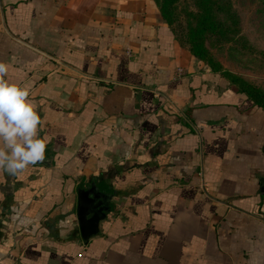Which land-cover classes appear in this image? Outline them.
<instances>
[{"label": "crops", "instance_id": "1", "mask_svg": "<svg viewBox=\"0 0 264 264\" xmlns=\"http://www.w3.org/2000/svg\"><path fill=\"white\" fill-rule=\"evenodd\" d=\"M0 62L47 144L0 172V264H264V109L154 0H0Z\"/></svg>", "mask_w": 264, "mask_h": 264}, {"label": "trees", "instance_id": "2", "mask_svg": "<svg viewBox=\"0 0 264 264\" xmlns=\"http://www.w3.org/2000/svg\"><path fill=\"white\" fill-rule=\"evenodd\" d=\"M178 1L154 0L176 40L212 72L220 74L230 85L264 109V89L225 70L211 52V45L232 43L241 33L240 19L232 0H194L195 10L185 12L187 26L183 34H179L177 27L180 18Z\"/></svg>", "mask_w": 264, "mask_h": 264}, {"label": "clouds", "instance_id": "3", "mask_svg": "<svg viewBox=\"0 0 264 264\" xmlns=\"http://www.w3.org/2000/svg\"><path fill=\"white\" fill-rule=\"evenodd\" d=\"M8 72L9 65L0 62V172L15 177L44 161L47 144L30 89L7 79Z\"/></svg>", "mask_w": 264, "mask_h": 264}, {"label": "rangeland", "instance_id": "4", "mask_svg": "<svg viewBox=\"0 0 264 264\" xmlns=\"http://www.w3.org/2000/svg\"><path fill=\"white\" fill-rule=\"evenodd\" d=\"M240 19L241 33L232 43L211 45L212 55L225 70L264 89V0H232ZM177 22L183 34L186 11L195 10L194 0H179Z\"/></svg>", "mask_w": 264, "mask_h": 264}, {"label": "water", "instance_id": "5", "mask_svg": "<svg viewBox=\"0 0 264 264\" xmlns=\"http://www.w3.org/2000/svg\"><path fill=\"white\" fill-rule=\"evenodd\" d=\"M82 214H83V209L82 207L79 208V216H80V220L82 221Z\"/></svg>", "mask_w": 264, "mask_h": 264}]
</instances>
